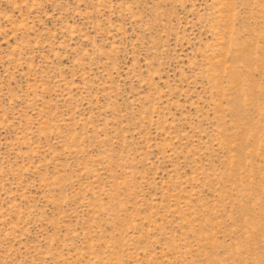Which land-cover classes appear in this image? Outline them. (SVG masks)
Listing matches in <instances>:
<instances>
[{
	"label": "rangeland",
	"instance_id": "obj_1",
	"mask_svg": "<svg viewBox=\"0 0 264 264\" xmlns=\"http://www.w3.org/2000/svg\"><path fill=\"white\" fill-rule=\"evenodd\" d=\"M0 264H264V0H0Z\"/></svg>",
	"mask_w": 264,
	"mask_h": 264
}]
</instances>
